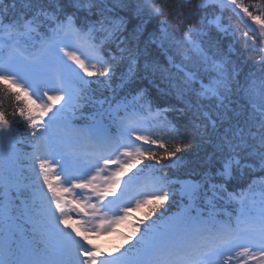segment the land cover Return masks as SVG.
Returning <instances> with one entry per match:
<instances>
[{
    "label": "snow or ice",
    "instance_id": "snow-or-ice-1",
    "mask_svg": "<svg viewBox=\"0 0 264 264\" xmlns=\"http://www.w3.org/2000/svg\"><path fill=\"white\" fill-rule=\"evenodd\" d=\"M0 93V264H264V0H0Z\"/></svg>",
    "mask_w": 264,
    "mask_h": 264
},
{
    "label": "trees",
    "instance_id": "trees-1",
    "mask_svg": "<svg viewBox=\"0 0 264 264\" xmlns=\"http://www.w3.org/2000/svg\"><path fill=\"white\" fill-rule=\"evenodd\" d=\"M249 0H245V3H248ZM220 14V13H217ZM223 16V20L226 23H230L233 27L238 28L241 32L243 31H249L247 25H245L240 19L239 17H237L234 13L231 12V10H224L222 13ZM147 32H151L153 30V25L150 23L148 25L145 26ZM251 31H249V35H251ZM223 46H224V50L227 51L228 48V40L224 39L223 41ZM145 84L147 85V82H145ZM93 88L96 87V85L92 86ZM165 85L163 83L160 84V88H164ZM149 91L151 93V96L153 98L157 97V96H162L163 94L158 90V88L155 85L149 86ZM97 95H99V93H97ZM105 95H110L109 93H105ZM0 100L3 101V107L5 108V110L7 112H11L13 110L12 106H13V102L10 98H6L3 96L2 93H0ZM172 102H175V98L172 97L171 98ZM12 117L10 116L9 119H11ZM170 119L172 118V116L169 117ZM199 142L197 141L196 144H198ZM211 149L209 146H199L197 147L195 144L194 146L187 152L182 154L184 159L183 162L181 164V166L177 169L173 170V179H198V175H196L197 173H199L201 171V168L203 167V161L204 159H206V153H210ZM147 163V162H145ZM138 167H143V165H139ZM135 172L136 169H132L131 172H129L130 174L132 172ZM128 173V174H129ZM148 211V208H144L142 210H140V214L141 217L145 218V215ZM122 245H129V241H123L121 242Z\"/></svg>",
    "mask_w": 264,
    "mask_h": 264
},
{
    "label": "rangeland",
    "instance_id": "rangeland-1",
    "mask_svg": "<svg viewBox=\"0 0 264 264\" xmlns=\"http://www.w3.org/2000/svg\"><path fill=\"white\" fill-rule=\"evenodd\" d=\"M39 103V101H37ZM47 119V117H45ZM139 210H137L138 212ZM134 218H139L138 214L136 212H133L127 222H135ZM122 228H125L127 230L128 226L122 222L119 225L115 226L114 231H110L103 234H91V244H94L100 251L104 253H115V251L110 250L109 248L114 247L116 245L115 237L119 236ZM113 240V241H112ZM117 246V245H116Z\"/></svg>",
    "mask_w": 264,
    "mask_h": 264
}]
</instances>
